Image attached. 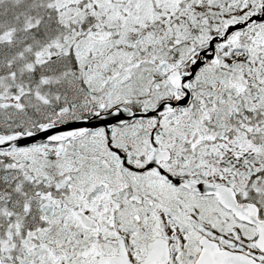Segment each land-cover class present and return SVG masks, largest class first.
Segmentation results:
<instances>
[{
  "label": "snow or ice",
  "instance_id": "1",
  "mask_svg": "<svg viewBox=\"0 0 264 264\" xmlns=\"http://www.w3.org/2000/svg\"><path fill=\"white\" fill-rule=\"evenodd\" d=\"M0 264H264V0H0Z\"/></svg>",
  "mask_w": 264,
  "mask_h": 264
}]
</instances>
